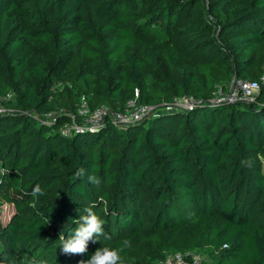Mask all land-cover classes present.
<instances>
[{
  "label": "trees",
  "instance_id": "1",
  "mask_svg": "<svg viewBox=\"0 0 264 264\" xmlns=\"http://www.w3.org/2000/svg\"><path fill=\"white\" fill-rule=\"evenodd\" d=\"M263 68L264 0H0V93L15 94L0 114V264H80L124 240V264L177 252L264 264V89L252 104L207 102ZM136 91L141 104L205 103L61 132L82 97L121 112ZM93 204L104 236L63 254L60 233Z\"/></svg>",
  "mask_w": 264,
  "mask_h": 264
},
{
  "label": "built area",
  "instance_id": "2",
  "mask_svg": "<svg viewBox=\"0 0 264 264\" xmlns=\"http://www.w3.org/2000/svg\"><path fill=\"white\" fill-rule=\"evenodd\" d=\"M264 89V68L259 80H249L234 76L230 81L218 84L207 102L219 104H252L257 101L258 95ZM127 103L126 109L115 112L108 107L91 110L85 97H82L76 113L71 115V120L61 127L64 135L70 136L75 132L84 130H98L105 124L112 123L117 126H127L148 119L156 114L157 110L187 111L205 103L203 99L193 96L175 97L171 103L160 106L141 104L137 97ZM15 97L13 92L0 93V114L14 111L7 109L5 104ZM43 124H54L56 116L53 113L41 116ZM227 246V245H224ZM206 260L204 253H168L158 264H203Z\"/></svg>",
  "mask_w": 264,
  "mask_h": 264
},
{
  "label": "clouds",
  "instance_id": "3",
  "mask_svg": "<svg viewBox=\"0 0 264 264\" xmlns=\"http://www.w3.org/2000/svg\"><path fill=\"white\" fill-rule=\"evenodd\" d=\"M79 175L81 177L85 175L84 169L80 170ZM87 179L96 185H99L100 183L99 179L92 175H88ZM43 194V191L39 185H37L33 191V195ZM94 207L95 204L91 207L85 208L84 212L86 214H80L77 219L71 221V223H74L77 226L72 228L67 237H65L63 231L60 233L58 238V248L63 254L82 255L87 252L90 241L95 243L100 241L99 237L104 236V221L93 210ZM130 246V241L128 240L122 241V246L120 248L103 246L98 248L94 254L91 255L90 259L81 261L80 264H124L122 252ZM31 264H46V261L37 262L36 259L33 258Z\"/></svg>",
  "mask_w": 264,
  "mask_h": 264
},
{
  "label": "rangeland",
  "instance_id": "4",
  "mask_svg": "<svg viewBox=\"0 0 264 264\" xmlns=\"http://www.w3.org/2000/svg\"><path fill=\"white\" fill-rule=\"evenodd\" d=\"M5 107L7 109H14V106L11 104V102H7L5 104ZM14 211H15V209H14V206L12 204H9V203L4 204L1 207V219H2V221L7 222L11 218ZM205 257H206V260L204 261L203 264H213V260L207 254H205Z\"/></svg>",
  "mask_w": 264,
  "mask_h": 264
}]
</instances>
